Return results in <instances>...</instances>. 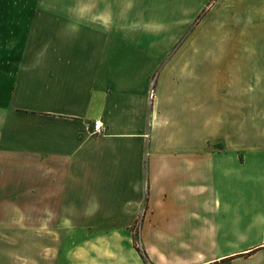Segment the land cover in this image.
<instances>
[{"label":"crops","instance_id":"1","mask_svg":"<svg viewBox=\"0 0 264 264\" xmlns=\"http://www.w3.org/2000/svg\"><path fill=\"white\" fill-rule=\"evenodd\" d=\"M194 1L43 0L0 47V237L135 230L140 264H264V0ZM204 8L208 46L161 47Z\"/></svg>","mask_w":264,"mask_h":264},{"label":"rangeland","instance_id":"2","mask_svg":"<svg viewBox=\"0 0 264 264\" xmlns=\"http://www.w3.org/2000/svg\"><path fill=\"white\" fill-rule=\"evenodd\" d=\"M199 0L194 1V6ZM218 0H210L207 8ZM154 5V3H152ZM147 7V6H146ZM141 8V12L146 9L148 15L145 14L144 18H149V23H153L157 18V14L163 15L157 12V8L154 5L151 7ZM193 9V8H192ZM205 8L199 12L190 27L186 30V35L183 38L175 39L174 37H168L170 40H164L163 46L167 42L169 44L166 47L172 48L176 43L186 41L189 38H195V45L208 46L204 38L196 36V26L200 23L205 15ZM168 14L164 17L172 20L174 17L173 12L167 11ZM164 13V12H163ZM43 14V0H0V38L2 42L0 47L6 52H9L7 47H11L8 42L12 37L22 36L26 33L32 32V28L41 23H34L36 17ZM146 19L144 20V22ZM151 21V22H150ZM150 26L149 23H144ZM165 25H169L170 22H163ZM181 28L176 29L175 32L180 31ZM171 31V30H170ZM183 33V30L181 34ZM167 38V39H168ZM174 44H171L172 39ZM233 44V39H211L212 45L219 43ZM209 43V42H208ZM210 43V44H211ZM216 43V44H215ZM162 47V48H163ZM64 232H51L50 235H43V232H36L35 234L26 232L4 233L0 237V264H59L60 250L65 249L66 258H62V264H140L139 256L136 250H140L141 247L138 244V231L131 232H99L98 237L103 239L98 241L95 246H67L62 248L60 240L63 238ZM89 232L70 233L68 237L76 238L78 245L82 242H86L90 237ZM109 234L108 237L106 235ZM97 236H95L96 238ZM10 241V242H9ZM135 261V262H134Z\"/></svg>","mask_w":264,"mask_h":264},{"label":"built area","instance_id":"3","mask_svg":"<svg viewBox=\"0 0 264 264\" xmlns=\"http://www.w3.org/2000/svg\"><path fill=\"white\" fill-rule=\"evenodd\" d=\"M150 98L152 99L151 93H150L149 99ZM102 132H103L102 125L98 124V123H94L93 126H92L91 133H93V134H102Z\"/></svg>","mask_w":264,"mask_h":264},{"label":"trees","instance_id":"4","mask_svg":"<svg viewBox=\"0 0 264 264\" xmlns=\"http://www.w3.org/2000/svg\"><path fill=\"white\" fill-rule=\"evenodd\" d=\"M137 253L140 255V257L142 258V260H145L147 257H146V254L143 250H136Z\"/></svg>","mask_w":264,"mask_h":264}]
</instances>
